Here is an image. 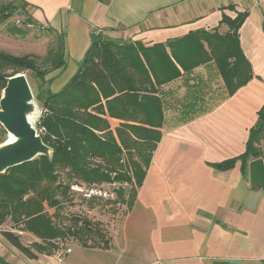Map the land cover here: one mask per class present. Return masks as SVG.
Here are the masks:
<instances>
[{
	"label": "crops",
	"instance_id": "1",
	"mask_svg": "<svg viewBox=\"0 0 264 264\" xmlns=\"http://www.w3.org/2000/svg\"><path fill=\"white\" fill-rule=\"evenodd\" d=\"M22 1L38 26L64 40V65L42 88L50 93L75 75L93 32L149 47L196 31L225 35L222 17L244 13L238 41L252 79L229 95L209 61L157 89L161 137L131 207L109 229L108 248L72 244L29 259L0 226V264H264V193L251 185L248 164L213 167L245 152L264 105V0ZM107 121L112 132L123 124Z\"/></svg>",
	"mask_w": 264,
	"mask_h": 264
},
{
	"label": "trees",
	"instance_id": "2",
	"mask_svg": "<svg viewBox=\"0 0 264 264\" xmlns=\"http://www.w3.org/2000/svg\"><path fill=\"white\" fill-rule=\"evenodd\" d=\"M16 2H0V26L14 14L27 16V24L38 26L28 12L29 5ZM245 18V13L234 19L223 16L220 23L229 28L225 35L216 30L196 31L149 47L139 42L120 43L93 32L89 49L66 85L57 93L39 89L34 95L42 109L38 128L45 134L40 136L52 150L51 159L38 157L0 175V225L9 221L12 229L31 234L38 242L29 248L11 231H2L1 236L29 259L55 254L70 238L82 247L108 248L109 238L96 225L79 217L68 219L69 225H65L57 214L60 205L74 197L70 186L134 184L136 189L127 201L122 191L117 194L116 202L128 210L161 137L163 115L157 89L178 78L181 71L189 72L209 61L215 63L229 95L245 86L252 79L238 41ZM7 32L25 35L16 27ZM59 38L56 48L43 59L47 68L38 66L31 56L0 51V96L8 69L17 71L15 74L30 71L45 85L46 76L64 65V40ZM107 118L123 124L112 132ZM0 134L6 135L2 128ZM4 141L0 139V144ZM261 142L264 147V105L248 132L245 152L213 167L225 171L236 162L246 167L254 159L264 160ZM123 159L129 160L128 169L124 170Z\"/></svg>",
	"mask_w": 264,
	"mask_h": 264
},
{
	"label": "rangeland",
	"instance_id": "3",
	"mask_svg": "<svg viewBox=\"0 0 264 264\" xmlns=\"http://www.w3.org/2000/svg\"><path fill=\"white\" fill-rule=\"evenodd\" d=\"M1 1L2 0H0V2ZM14 1L17 3L16 0ZM28 21L27 16L14 14L9 20L0 26V51L18 57L25 55L31 56L35 58L38 66L47 68V66L43 64V59L46 57L49 50L56 48L58 40L60 39L59 35H54L51 31L46 30V28L44 29L40 26L27 24ZM11 27L22 29L25 32V35H10L7 31ZM16 72L17 71L15 70L8 69L4 74L11 76ZM20 73L26 76L33 96L36 95L39 89L44 87L41 81L34 77L32 72L25 70L20 71ZM35 128H37V122H35ZM0 139L6 140L8 137L7 135L0 134ZM132 159L135 160V157L133 156ZM129 160L123 159L124 170L129 168ZM81 186L86 187L84 185ZM97 188H101L108 192L112 197L97 199L94 197V199H86L81 194L75 193L73 194L74 197L60 205L57 214L60 218L65 219V225H69L68 219L71 218L79 217L81 220H86L101 229L105 238H109V229L111 225H116L126 211L125 205L116 202L118 201V192L122 191L123 199L127 201L130 199L136 188L134 184L127 183L102 184L97 186ZM51 212L53 213L54 210H51ZM0 226H3V230L11 231L17 235L21 244L24 246L30 248L32 244L38 242V240L31 234L12 229V225L9 221H6ZM72 244H79L78 240L70 238L67 241H64V245L61 247L60 252L66 253V250Z\"/></svg>",
	"mask_w": 264,
	"mask_h": 264
},
{
	"label": "water",
	"instance_id": "4",
	"mask_svg": "<svg viewBox=\"0 0 264 264\" xmlns=\"http://www.w3.org/2000/svg\"><path fill=\"white\" fill-rule=\"evenodd\" d=\"M39 118L40 106L26 76L17 73L6 77L0 96V126L8 139L0 144V175L38 157L51 159L52 150L42 142L35 128ZM10 137L12 141H9ZM248 175L251 185L260 187L264 193V164L261 159L248 163Z\"/></svg>",
	"mask_w": 264,
	"mask_h": 264
},
{
	"label": "built area",
	"instance_id": "5",
	"mask_svg": "<svg viewBox=\"0 0 264 264\" xmlns=\"http://www.w3.org/2000/svg\"><path fill=\"white\" fill-rule=\"evenodd\" d=\"M42 115V109L40 110V117ZM40 119V118H39ZM39 119L36 121L37 122V128L36 131L39 135H44L45 134V130L43 128H38V123H39ZM70 191L73 194H81L84 198L86 199H91L94 197L97 198H107V197H112L111 194H109L108 192L102 190L101 188H97V187H83L81 185H76L73 184L70 186ZM66 252H69V249L66 250Z\"/></svg>",
	"mask_w": 264,
	"mask_h": 264
},
{
	"label": "bare ground",
	"instance_id": "6",
	"mask_svg": "<svg viewBox=\"0 0 264 264\" xmlns=\"http://www.w3.org/2000/svg\"><path fill=\"white\" fill-rule=\"evenodd\" d=\"M33 118H34V117L30 118V121H31V122L33 121ZM9 141H12V138H11V137L9 138Z\"/></svg>",
	"mask_w": 264,
	"mask_h": 264
}]
</instances>
